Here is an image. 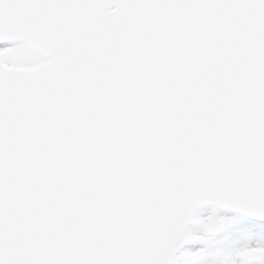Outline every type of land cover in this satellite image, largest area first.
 Wrapping results in <instances>:
<instances>
[{"label":"snow or ice","instance_id":"obj_1","mask_svg":"<svg viewBox=\"0 0 264 264\" xmlns=\"http://www.w3.org/2000/svg\"><path fill=\"white\" fill-rule=\"evenodd\" d=\"M0 264H264V0H0Z\"/></svg>","mask_w":264,"mask_h":264}]
</instances>
